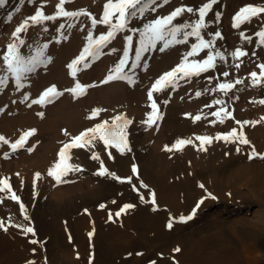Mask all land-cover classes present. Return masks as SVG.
Segmentation results:
<instances>
[{
  "label": "rangeland",
  "instance_id": "rangeland-1",
  "mask_svg": "<svg viewBox=\"0 0 264 264\" xmlns=\"http://www.w3.org/2000/svg\"><path fill=\"white\" fill-rule=\"evenodd\" d=\"M205 2L207 0H169V3L165 4L163 0H156V3L150 5L143 15L138 14L136 17L129 18L128 28L116 35L99 58L87 57L86 62L90 65L89 67H83V63L76 65L75 77L71 75L72 70L67 65L79 56L87 43L86 37L91 29V20L88 16L58 17L36 25L29 22L28 30L21 33V38L25 41L21 46L23 54L34 55L36 49L48 44L44 55L51 58L50 62L38 65L34 72L27 75V79L23 81L25 84L23 88L17 89L14 79L10 76L8 83L0 87V109H2L0 110V135H3L10 143H14L24 132L30 129L36 130L34 134L25 138L24 147L14 152L10 144L0 142V178H9L12 191L26 208L29 225L35 229V236L31 233L27 234L29 260L43 261L45 264L50 255L54 256V252L56 254L62 252L64 248L52 242V235L59 227H63L70 236L71 248L76 250L77 244H82L83 247L86 245L90 250L88 263L94 264L93 241L98 231H108L116 221L138 213L140 204L143 207L152 204L151 192L155 193L156 200V191L170 189L172 185L180 183L185 170L193 164L194 158L210 162L222 157L237 155L238 141L225 142L223 139H215L218 133H227L233 127H236L239 133L241 125H237L236 121L257 122L255 125L251 123L243 125V132L250 144L240 145V150L244 147L250 153L254 146L256 152L264 154L262 137L256 135L252 140L250 137L251 134L263 131L264 103L259 101L264 100V81L256 85H253L252 81L249 82L251 78L249 74L253 71L259 74L258 66L264 63V46L258 43L259 38L255 36L257 30L253 24L246 22L239 29L233 27V16L241 7L248 4L264 6V0H216L206 14L207 27L201 30V34L204 39H212V34L219 31L222 37H226L223 44L221 41V44L217 45L219 42L215 41L214 45L216 50L224 54V59L217 57L214 61L216 66L200 73L199 76L184 77L178 80L185 84L192 83L198 86L192 92L194 98L182 101V94H177L175 91L163 95L164 104H170L178 111V118L174 119L173 123L179 124L186 119L191 122L196 121L194 130L199 132L189 131L185 134H176L171 139L165 140L170 133L168 129L170 122L167 119L157 120L154 116V123H145L148 120L147 114L152 111V101L148 99V91L156 79L163 74L161 72V75H151V71L164 67L162 66L164 61L159 59L158 54L163 42H158L156 48H150L149 51L142 53L141 61L137 67L132 68L140 36L139 31L132 32L131 30H142L135 22L143 18L146 13L149 16H146L145 22L148 23L157 17L168 15L176 7L186 5L198 9ZM57 3L58 0H6L5 5L0 7V75L4 74L2 56L7 50V44L14 39L11 34L15 28L41 6L45 14H53ZM104 3L105 0H72L64 7L69 11L87 9L99 20ZM224 3L227 4V8H222ZM152 8H155V11ZM10 13L11 20L8 19ZM217 14H219L218 20ZM197 18L198 12H185L177 17L174 23L191 22ZM258 18H261V24L257 28L260 30L261 26H264V14L253 18L252 21ZM61 24L64 25L63 28H60ZM69 25L72 26L69 27ZM45 28L47 31L44 30ZM92 31L94 36H98L100 33L107 32L108 26L97 25ZM241 31L246 36L252 37L251 43L240 36ZM126 35H132L133 41L125 71L132 77L134 83L129 84L126 80H112L111 85L108 86H113V90L118 94L109 95L107 100H100L98 87L105 84L101 81L108 75L109 69L122 58L123 49L128 44L124 39ZM195 42H197L195 37H189L187 43L172 45L165 49L164 51L171 49V52L167 51V56H171L172 62L163 71L168 72L178 65L184 53L189 51L191 44ZM237 47L245 50L247 55L234 59L231 53ZM113 48L116 49L115 52L112 51ZM207 51L208 49L203 50L195 59L205 58ZM191 59L193 57H189V60ZM224 72H227L228 76H224ZM236 80L242 83L237 84ZM77 81L82 85L94 84L95 86L88 87L84 93L79 95L65 91L73 88ZM227 82H232L234 87L227 92L221 91L218 85ZM51 85H55L57 90L63 94L53 99L51 103H31ZM197 92L200 95H197ZM25 93L28 94L27 100L24 99ZM153 100L156 102L154 94ZM217 100L223 101V104L214 103ZM78 105L83 106L80 119L84 121L87 118L89 121H84L87 126L82 129L72 131L73 129L68 126L72 120L67 119L64 112L77 110ZM218 105L225 106L223 109L231 112L232 115L223 120L227 122L226 128L206 133L205 126L219 120L211 114L218 111ZM206 106L210 107L209 111L199 112ZM95 109L103 111L92 117ZM159 112L157 108L156 114L159 115ZM38 113H43V116L41 117ZM120 113L132 120L126 129L128 148L121 152L114 144L106 146L102 140L97 138L93 142L94 146L76 148L81 150L84 155L82 158L68 151L70 156L68 163L79 165L80 171H68L61 176L59 183L53 176L48 175L49 169L58 162V153L63 145L97 123L102 121L111 123L112 118ZM197 116L200 118L195 119ZM195 134L213 138L211 143L203 145L206 150H201V142L198 139L193 143L194 153L187 150L185 145L179 148L172 147L178 139ZM161 138L164 139L163 142L161 141L164 147L160 149V153L156 154L158 160L156 159L154 166H151L148 161L154 153L153 144L159 143ZM29 148L33 150L28 151ZM93 152L99 155V159H92ZM5 153H8L7 158H5ZM249 153L237 157L227 166L224 173L217 175L215 187L220 191L218 196H214L215 193L210 187L203 189V196L208 201L198 208L191 220L181 222L175 213L163 209L164 213L172 219L173 225L176 224L177 227L174 228H180L187 234L199 228L200 235L212 236L211 244H216L220 241L216 234L221 227L226 230V237L233 240L234 244L239 246V241L245 238L243 240L251 247L255 209L258 206L264 208V158L256 156L249 159ZM116 157L125 162V167L115 163ZM101 161L109 172H114L122 178L132 177L131 183L118 181L107 174L99 175ZM133 165H136L137 173L132 172ZM152 168L155 169L153 180L148 174V170ZM247 171L249 172L246 173ZM35 173H40L39 178L35 177ZM141 181L147 184L148 188L141 187ZM197 181L204 182L201 178H197ZM133 185L139 189V192L134 191ZM208 193H211V196ZM8 195L7 192L0 193V197H3V202L0 203V220L4 223H8L9 218L16 216L18 220L22 219L19 203L9 199ZM141 195L144 196L143 201L140 199ZM126 203L133 204L135 207L126 209L120 216H116L115 213ZM101 204L105 207L101 208ZM181 209L184 215L187 205H182ZM109 213H112L111 220ZM189 214L191 213L187 215ZM16 224H21V221H17ZM14 231L19 238L24 237L20 228L14 227ZM90 232L93 233L91 238L88 235ZM33 239L39 243H31ZM117 245L121 247L123 243L119 242ZM117 256L118 253L115 254V257ZM52 259L55 260L56 257ZM127 264L132 263L127 261ZM237 264H245L243 257L238 260Z\"/></svg>",
  "mask_w": 264,
  "mask_h": 264
},
{
  "label": "snow or ice",
  "instance_id": "snow-or-ice-1",
  "mask_svg": "<svg viewBox=\"0 0 264 264\" xmlns=\"http://www.w3.org/2000/svg\"><path fill=\"white\" fill-rule=\"evenodd\" d=\"M72 0H58V3L55 5L56 11L51 14H45L43 12V6L37 8L35 13L25 19L22 23H20L15 30L12 32V37L14 38L11 43L7 44V50L3 53V65H4V74L0 75V87L5 86L9 81V76L14 79L15 85L17 89L23 88L25 86L24 82L27 79V75L34 72L38 65L46 64L50 62L51 58L46 57L44 55V51L47 49L48 44L42 45V47L35 50L34 55H25L21 51V46L24 45L25 41L21 38V33L26 32L30 27V23L32 25L42 24L44 21L55 20L58 17H68V18H78L81 15L88 16L91 20V29L88 31V35L86 37L87 43L85 44L83 50L74 58L67 67L72 70L71 75L73 77L76 76L77 69L76 65L83 63V67H89L90 65L86 62L87 57H91L92 59L99 58L100 55L103 54V50L105 47L111 43L112 40L115 39L116 35L125 29L128 28V21L130 17H136L138 14L143 15L146 9L149 8L150 5L155 4L156 0H105L103 6V12L99 20L93 16L87 9H77V10H66L64 5L67 3H71ZM165 4L169 3V0H163ZM6 3V0H0V7H3ZM216 3V0H207V2L203 3L198 9H194L192 7L182 5L180 7H176L172 10L168 15L157 17L150 22L144 24L142 30L132 29V32L139 31V47L135 49V61L132 63L131 67L135 68L141 61V54L149 51L150 48L154 49L157 47L158 42H163V46L160 48V51H164L172 45L176 44H185L187 43L189 37H195V43L191 44V48L189 51L184 53L181 62L172 68L170 71L163 73L156 81L152 84L151 89L148 91V99L152 101L151 108L152 111L149 112L148 120L145 121L147 124L154 123L153 117L156 119L160 117L156 114L157 104L153 100V92L154 91H162L164 88L169 85L175 86L178 79H182L184 77L191 76H199L200 73L206 72L211 68H214L216 65L214 63L215 59L219 57L221 60L224 59V54L216 50L214 48L216 38H222L221 32L217 31L212 34V39H204L201 34V30L207 27V23L205 20L206 14L209 10H211L212 5ZM155 11V8H152ZM19 11V9H17ZM198 12V18L195 21L184 22V23H174V20L177 17L182 16L183 13H193ZM261 14H264V6H256L253 4H248L241 7L233 16V27L239 29L242 24L250 23L253 18L260 17ZM8 19L11 20V13L8 15ZM219 19V14H217V20ZM97 25H106L108 26V31L105 33H100L98 36H94L92 29H95ZM72 25H69L71 27ZM64 25L61 24L60 28H63ZM190 29V30H188ZM47 31V29H44ZM240 36L248 41L252 42L251 36H246L243 31L240 32ZM255 36L259 38L258 43L264 46V26H261L260 30L255 32ZM181 37V38H178ZM66 38V37H65ZM124 39L128 42L127 46L123 49V56L119 59V61L109 69L108 75L105 77L101 83H108L112 80H126L129 84L134 83L131 76L127 74L125 68L128 64L129 59V51L133 41L132 35H126ZM208 49L206 57L203 59H195V57L201 53L203 50ZM113 52L116 49H112ZM255 53H253L254 55ZM232 57L234 59L243 57L247 55V52L240 47H237L232 53ZM189 57H193V59L189 60ZM242 62V61H241ZM239 67V65H237ZM260 72L259 74L255 71L251 72L249 75L252 78L253 85L264 81V63L259 64ZM224 76H228L227 72L223 73ZM211 79V78H209ZM235 83H242L240 80H236ZM95 85H82L79 81L75 83V86L71 89H66L65 91H69L73 94L79 95L84 93L88 87H94ZM234 87L232 82L221 83L218 85V88L221 91L227 92L231 88ZM79 90V92L77 91ZM63 93L58 91L55 85L49 86L37 99L32 100V104H44L51 103L53 99L62 95ZM197 95H200L197 92ZM24 99H28V94H24ZM260 103H264V100L259 101ZM217 104H223V101L217 100L214 101ZM31 106V105H29ZM2 110V109H0ZM102 109H95L92 112V117H95ZM213 116L217 117L221 122H223L224 118L231 117V112L224 110L223 108L212 112ZM41 117L43 113H38ZM90 117V118H92ZM197 116L195 119H199ZM132 123V120L128 119L123 113H120L112 118V122L102 121L101 123L95 124L92 128H88L82 132H80L77 136L73 137L72 140L63 145L60 149L58 156L59 160L56 162L53 167H51L48 171L49 176H53L57 182L61 181V176L66 174L68 171H80L81 168L79 165H72L68 163L70 156L68 155V151L71 148H85L89 146H94L93 142L99 138L103 141V143L107 146L109 144H114V146L123 152L126 148H128L127 143V126ZM253 124L255 125V121H236L237 125H241V130L237 131L236 127H233L227 133H218L215 139H223L225 142H239L237 144V151H240V145H249L250 141L246 138L243 132V125L245 124ZM35 129H30L24 132L14 143H10L3 135H0V142L4 144H10L11 150L14 152L18 148L24 147L25 138L29 135L35 133ZM67 135V132L65 131ZM198 139L201 142V150H206L203 148L205 143H211L212 137L209 136H198ZM193 141L190 139H178L175 144L172 146L173 148H179L182 145L192 144ZM33 148H29L28 151H32ZM130 150V149H129ZM171 150V149H168ZM5 158L8 157V153H5ZM256 156L260 158H264V154L256 152L254 146H252L251 152L249 153V159H252ZM92 159H99V155L95 152L92 154ZM132 172L137 173L136 165L132 166ZM99 175H109L121 182H129L131 183L132 177H119L114 172H109L103 165L101 161ZM18 175V174H17ZM40 173H35V177L39 178ZM141 187L148 188L147 184H144L143 181L140 182ZM201 188L204 185H200ZM134 191L139 192V189L133 185ZM7 192L8 198L14 201H17L20 206L21 213L24 214V220H28L29 217L26 214V208L24 204L20 201V198L12 191L11 184L9 183V178H0V193ZM152 196L151 203L155 206V193L151 192ZM211 196V193H208ZM214 198V197H213ZM140 199L143 201L144 196L141 195ZM3 202V197H0V203ZM201 200L199 203H202ZM199 203L197 204V208L199 207ZM101 208H104L105 205L101 204ZM135 205L126 203L124 204L119 211L115 213L116 216H120L126 209L134 208ZM153 210H156L154 207ZM87 211V210H85ZM196 208H193L192 213L184 216L181 215L179 220L181 222L191 220L195 215ZM109 219H112V213H109ZM8 226H14L20 228L22 233L27 235L29 233L35 236V229L26 224H12L11 218H9ZM167 227L171 229L173 227L172 219H169L167 223ZM0 229L7 231V227L3 220H0ZM89 237L93 235L92 232L88 233ZM33 244L39 243V241L33 239L30 241ZM175 252H179L180 249L177 247L174 249ZM35 252V249H33ZM140 254V253H138ZM26 264H36L34 260L26 261ZM151 264H155V261H152ZM178 264V262H176Z\"/></svg>",
  "mask_w": 264,
  "mask_h": 264
},
{
  "label": "bare ground",
  "instance_id": "bare-ground-1",
  "mask_svg": "<svg viewBox=\"0 0 264 264\" xmlns=\"http://www.w3.org/2000/svg\"><path fill=\"white\" fill-rule=\"evenodd\" d=\"M222 8H227V4L224 3ZM146 16H149V14L146 13L143 18L135 22L140 29H143L144 24L147 23L145 22ZM250 24H253L258 31L257 28L261 24V18L251 21ZM225 38H217L216 41L219 42L217 45L221 44V41L223 44ZM167 51H159V59H163L164 64L162 66L164 67L151 71L152 76H157L161 72L165 73L163 70L171 64L172 58L170 55L167 56L169 52ZM251 81L252 78H250L249 82ZM108 85H111V82L98 87L100 100H107L109 99V95L114 96L118 94L117 91L113 90V86ZM197 87L196 84H185V82L177 81L175 86L169 85L162 91L153 92L157 108L160 110L159 119H167L170 122L168 126L170 133L165 137V140L171 139L176 134H185L189 131L199 132L198 130H194L196 121L191 122V120L186 119L182 120L179 124L173 123L174 119L178 118V111L172 108L170 104L165 105L163 102V95L167 93L171 94L174 91L177 94H182V101L194 98L192 92ZM82 108L83 106L78 105L77 110L72 109L64 112L67 119L70 118L72 120L68 125L73 129L72 131L80 130L87 126L84 121H89V119L85 118L84 121L80 119ZM222 108H225V106H219L218 110ZM209 110L210 107L206 106L201 108L199 112H207ZM226 125L227 122L216 120L206 125L204 130L207 132H204L210 133L215 131V129L221 130L222 128H226ZM72 133L74 134V132ZM196 135L184 136L182 138L190 139L194 143L197 140L195 138L198 137ZM256 135L262 137L261 142L263 143L264 127L263 131L251 134V140ZM161 141L163 142L164 139L161 138L159 143L153 144L152 149L154 153H152L148 161V164L151 166H154L156 162V154L160 153V149L164 147ZM193 143L185 145L191 153H194ZM69 150L71 154H77L81 158L84 156L79 149L71 148ZM248 153V149L243 147L235 156H226L210 162L194 158L192 160L193 164L188 170H185L180 183L172 185L170 189L156 191V206L158 209L153 204L147 207H143L140 204L138 206V213L116 221L108 231H98L95 234L93 241L94 264H124V262L127 264V261H130L132 264H151L152 261H155V264H176V262L178 264H237L241 257L245 260V264H264V208L261 206L255 209V219L252 223L253 232L251 234L253 244L251 247L243 240L245 238H242L239 241V246H237L233 243V240L226 237L227 232L221 227L216 234V237L220 241L216 244H211L212 236L200 235L199 228L193 229L189 234L180 228H174L177 227L176 224L169 229L167 223L170 218L163 211V209L170 210L175 213L178 219L184 213L181 209L184 204L187 205L184 215L192 213L193 208H196L197 211L201 205L208 201L203 196V189L210 187L215 193L214 196H218L220 191L215 187L217 175L224 173L227 170V166L233 163L237 157ZM115 160V163L119 164V166L125 167V162L121 158L116 157ZM148 171L149 177L153 180L155 169L153 170L152 168ZM197 178L203 179L204 182H198ZM201 184L204 185L203 188L200 187ZM201 200L203 202L199 203ZM198 203L199 207L197 208ZM154 207L156 210H153ZM16 217L11 218L12 224L21 221V224L29 225L28 220H24L23 213L21 214L22 219L18 220ZM5 226L7 227V231L0 229V264H26V261L30 259L28 236L23 234L24 237L19 238L14 231V226H8V223H5ZM69 237L63 227H59L57 231L53 232L52 242L61 245L64 249L57 254L54 252L55 260L52 259L54 256L50 255L45 264H89L88 252L90 250L86 245L83 247L82 244H77L76 250L72 249ZM119 242L123 243L121 247L117 245ZM177 247L180 249L179 252L174 251ZM116 253H118V259L115 257ZM36 264H44V262L39 261Z\"/></svg>",
  "mask_w": 264,
  "mask_h": 264
}]
</instances>
